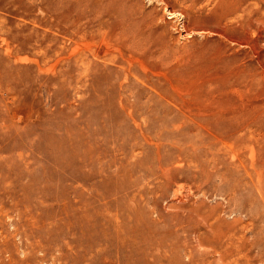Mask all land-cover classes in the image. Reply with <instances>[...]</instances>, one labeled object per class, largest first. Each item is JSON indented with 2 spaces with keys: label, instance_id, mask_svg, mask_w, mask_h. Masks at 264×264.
Here are the masks:
<instances>
[{
  "label": "rangeland",
  "instance_id": "obj_1",
  "mask_svg": "<svg viewBox=\"0 0 264 264\" xmlns=\"http://www.w3.org/2000/svg\"><path fill=\"white\" fill-rule=\"evenodd\" d=\"M0 264H264V0H0Z\"/></svg>",
  "mask_w": 264,
  "mask_h": 264
}]
</instances>
